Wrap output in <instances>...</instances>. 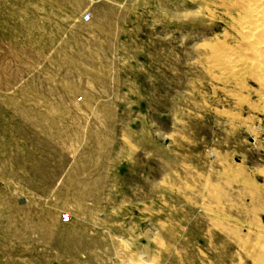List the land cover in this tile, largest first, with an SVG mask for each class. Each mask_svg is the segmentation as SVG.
Wrapping results in <instances>:
<instances>
[{
    "label": "rangeland",
    "instance_id": "obj_1",
    "mask_svg": "<svg viewBox=\"0 0 264 264\" xmlns=\"http://www.w3.org/2000/svg\"><path fill=\"white\" fill-rule=\"evenodd\" d=\"M236 7L0 0V264H264V91L210 55Z\"/></svg>",
    "mask_w": 264,
    "mask_h": 264
},
{
    "label": "bare ground",
    "instance_id": "obj_2",
    "mask_svg": "<svg viewBox=\"0 0 264 264\" xmlns=\"http://www.w3.org/2000/svg\"><path fill=\"white\" fill-rule=\"evenodd\" d=\"M235 2L241 13L238 29L241 44L237 49H231L228 47L229 44L220 41L210 48V55L213 61L226 59L215 63V66L219 71L221 70L224 79L230 77L237 80L238 89H245L243 82L249 77L264 91V0H235ZM240 53H247L249 56L244 57ZM256 110L264 113V103L256 107Z\"/></svg>",
    "mask_w": 264,
    "mask_h": 264
},
{
    "label": "built area",
    "instance_id": "obj_3",
    "mask_svg": "<svg viewBox=\"0 0 264 264\" xmlns=\"http://www.w3.org/2000/svg\"><path fill=\"white\" fill-rule=\"evenodd\" d=\"M89 19H90V14L89 13L85 14L83 20L88 21Z\"/></svg>",
    "mask_w": 264,
    "mask_h": 264
}]
</instances>
